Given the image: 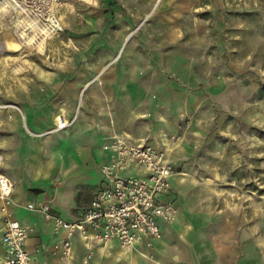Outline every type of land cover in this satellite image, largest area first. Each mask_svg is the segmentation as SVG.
<instances>
[{
  "label": "crops",
  "instance_id": "1",
  "mask_svg": "<svg viewBox=\"0 0 264 264\" xmlns=\"http://www.w3.org/2000/svg\"><path fill=\"white\" fill-rule=\"evenodd\" d=\"M85 3L86 46L74 43L77 33L58 36L69 40L72 55H87L82 66L63 63L48 69L26 63L22 76L8 68L6 86L3 91L0 87V106H8L0 108V173L13 184L9 212L28 231L25 249L32 263L264 264V234L256 236L259 230L248 215L239 217L237 209L214 204L220 194L210 187L212 179L196 205L184 190L189 177L178 173L183 149L175 140V112L182 114L205 97L190 85L196 76L195 50L184 40L191 33L205 37L207 22L185 14L184 7L193 3L189 0ZM80 4L71 0L60 7L64 29L76 25L75 8ZM74 117L71 126L40 136ZM114 136L165 151L175 174L163 199L177 209L176 219L158 220L160 238L151 239L150 247L145 238L130 253L122 251L116 240L86 243L75 234L70 257L64 258L55 245L66 232H55L51 220L26 206L47 203L50 212L64 221L79 220L106 186L101 167L109 162V153L103 146ZM126 172L143 176L137 168ZM1 206L0 202V233ZM3 255L0 244V264Z\"/></svg>",
  "mask_w": 264,
  "mask_h": 264
},
{
  "label": "rangeland",
  "instance_id": "2",
  "mask_svg": "<svg viewBox=\"0 0 264 264\" xmlns=\"http://www.w3.org/2000/svg\"><path fill=\"white\" fill-rule=\"evenodd\" d=\"M62 1L65 5L71 0ZM74 1L81 2L75 8L78 12L76 25L68 29L63 26L62 32L80 35L74 43L83 48L89 42L85 28L86 3L85 0ZM189 1L193 3L184 7L185 14L198 15L207 22L205 37L191 33V38L184 40L192 45V51L195 50L192 68L196 76L190 85L193 89L198 87L205 97L186 112H175V140L183 149L178 173L189 177L184 190L190 201L197 205L199 193L209 191L206 186L212 179L214 183L210 187L220 194L213 203L219 208L237 209L239 217L248 215L249 221L259 230L256 236L262 235L264 0ZM139 26L132 31V36ZM59 34L46 39L41 54L33 51L23 61L24 41L10 24L0 19L1 90L6 86L8 68L14 75L22 76L26 63L46 65L48 69L63 63L82 66L87 55L83 52L80 56L72 55L69 40L58 37ZM9 106L19 111L18 105ZM75 120L76 117L70 121L71 125ZM55 130L56 126L40 136Z\"/></svg>",
  "mask_w": 264,
  "mask_h": 264
},
{
  "label": "built area",
  "instance_id": "3",
  "mask_svg": "<svg viewBox=\"0 0 264 264\" xmlns=\"http://www.w3.org/2000/svg\"><path fill=\"white\" fill-rule=\"evenodd\" d=\"M3 0H0V2ZM8 14L1 12L0 19L10 24L15 34L26 33V37L41 38L48 28L56 36L63 31L59 16L62 0H13ZM50 39V38H49ZM3 105L0 108H7ZM71 123L56 125L58 130ZM109 153V162L102 165L101 173L106 186L98 191L90 205L76 222H66L53 215L47 203L27 205L30 211H38L53 223L55 232L64 230L66 238L55 245L64 258L70 257L71 239L78 234L86 242L106 244L116 240L122 251L133 252L138 243L161 236L158 220L172 222L177 209L163 199L170 190V178L175 169L165 151L157 150L146 142L131 143L121 136L103 146ZM137 168L143 176L126 171ZM13 184L0 173V202L4 215V226L0 233V244L4 248L2 264H33V257L25 249L28 231L11 218L9 207L12 201Z\"/></svg>",
  "mask_w": 264,
  "mask_h": 264
},
{
  "label": "bare ground",
  "instance_id": "4",
  "mask_svg": "<svg viewBox=\"0 0 264 264\" xmlns=\"http://www.w3.org/2000/svg\"><path fill=\"white\" fill-rule=\"evenodd\" d=\"M14 3L13 0H3L0 2V13L4 12V16L7 15L8 12V6ZM3 17L0 14V18ZM43 31H45L44 35L39 38L36 39V37L34 36H28L26 37V33L24 32H19V37L24 41L25 43V50L23 51V57L22 60L26 61V58L32 54L33 51H37L38 53H42L43 52V46L45 44L46 39H48L49 37L53 36V32L51 30H49L47 27L43 29ZM83 90L80 93L79 99H82L83 95H84V91L86 88V85L83 86ZM81 106V103H80ZM129 136V135H128Z\"/></svg>",
  "mask_w": 264,
  "mask_h": 264
}]
</instances>
